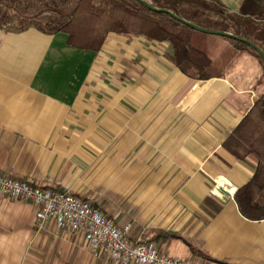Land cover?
<instances>
[{"label":"crops","instance_id":"obj_1","mask_svg":"<svg viewBox=\"0 0 264 264\" xmlns=\"http://www.w3.org/2000/svg\"><path fill=\"white\" fill-rule=\"evenodd\" d=\"M209 1L231 13L245 2ZM172 55L144 36L111 35L93 52L65 33L0 30V172L90 201L130 225L132 241L170 256L264 264V220L213 193L220 179L239 189L258 166L225 143L264 89L262 67L253 57L234 80H195ZM36 211L0 198V264H110Z\"/></svg>","mask_w":264,"mask_h":264},{"label":"trees","instance_id":"obj_2","mask_svg":"<svg viewBox=\"0 0 264 264\" xmlns=\"http://www.w3.org/2000/svg\"><path fill=\"white\" fill-rule=\"evenodd\" d=\"M260 1L245 0L239 13H231L209 0H149L194 25L232 33L264 51ZM31 29L47 35L65 33L67 45L83 51H101L111 35L144 36L150 42L167 43L173 48L175 66L195 80H234L254 57L262 67L257 84L264 87V59L251 45L197 31L136 0H0V30L20 34ZM225 147L236 158L253 154L258 159L252 178L239 187L235 201L245 218L264 220V89Z\"/></svg>","mask_w":264,"mask_h":264},{"label":"built area","instance_id":"obj_3","mask_svg":"<svg viewBox=\"0 0 264 264\" xmlns=\"http://www.w3.org/2000/svg\"><path fill=\"white\" fill-rule=\"evenodd\" d=\"M237 190L217 184L213 193L234 198ZM0 198L34 204L40 225L53 222L59 232L82 234L92 253L106 254L110 264H205L162 253L153 243L132 241L130 225L117 226L100 208L68 191L42 188L0 172Z\"/></svg>","mask_w":264,"mask_h":264},{"label":"water","instance_id":"obj_4","mask_svg":"<svg viewBox=\"0 0 264 264\" xmlns=\"http://www.w3.org/2000/svg\"><path fill=\"white\" fill-rule=\"evenodd\" d=\"M138 1L139 3H142L144 4L145 6H147L149 9H151L152 11L154 12H159V13H167L169 15H171L172 17L176 18L178 21H181L187 25H189L191 28L197 30V31H200V32H203V33H207V34H211V35H220V36H225V37H229V38H233V39H236V40H240L242 42H245L249 45H251L257 52H259L261 54V56L263 57L264 59V51L259 47L257 46L256 44L250 42L249 40H246V39H243V38H240L232 33H229V32H221V31H214V30H208V29H204V28H201L197 25H194L178 16H176L172 11H169V10H165V9H160V8H157L155 6H153L151 4V2H149V0H136Z\"/></svg>","mask_w":264,"mask_h":264},{"label":"bare ground","instance_id":"obj_5","mask_svg":"<svg viewBox=\"0 0 264 264\" xmlns=\"http://www.w3.org/2000/svg\"><path fill=\"white\" fill-rule=\"evenodd\" d=\"M220 185L225 187L226 186V181L224 179H220Z\"/></svg>","mask_w":264,"mask_h":264}]
</instances>
